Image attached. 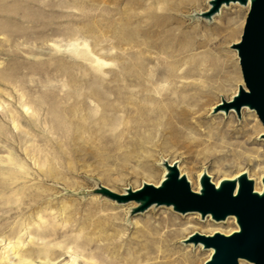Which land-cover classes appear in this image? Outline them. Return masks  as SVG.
I'll return each instance as SVG.
<instances>
[{"label": "rangeland", "instance_id": "374dc122", "mask_svg": "<svg viewBox=\"0 0 264 264\" xmlns=\"http://www.w3.org/2000/svg\"><path fill=\"white\" fill-rule=\"evenodd\" d=\"M208 5L0 0V264H204L211 252L182 241L198 228L170 239L153 224L174 214L206 234L237 229L166 205L131 214L136 201L92 191L159 183L162 159L193 189L203 168L215 183L249 172L261 188L257 113H212L245 84L232 44L250 9L196 15Z\"/></svg>", "mask_w": 264, "mask_h": 264}, {"label": "water", "instance_id": "95a60500", "mask_svg": "<svg viewBox=\"0 0 264 264\" xmlns=\"http://www.w3.org/2000/svg\"><path fill=\"white\" fill-rule=\"evenodd\" d=\"M248 1L250 10L243 35L239 42L232 44L238 53L245 84L239 85L230 100L222 98V104L214 107L212 113L234 110L240 116L241 110L247 107L257 113L264 125V0H209V9L196 15L211 20L223 5L232 2L246 5ZM249 83L253 88L247 87ZM163 164L168 172L159 186L145 183L140 189H129L128 194L122 195L99 184L92 191L119 203L136 201L138 205L132 208L131 214L145 211L152 205H166L182 213L199 212L202 217L210 214L215 220L235 216L238 231L229 235L197 233L185 242L202 243L204 248L213 249L204 264H240L242 259L264 264V176L263 190L258 192L247 173L237 180H223L219 187L204 173L200 179V192H194L176 165L170 166L167 161Z\"/></svg>", "mask_w": 264, "mask_h": 264}, {"label": "bare ground", "instance_id": "6f19581e", "mask_svg": "<svg viewBox=\"0 0 264 264\" xmlns=\"http://www.w3.org/2000/svg\"><path fill=\"white\" fill-rule=\"evenodd\" d=\"M190 1H192V2H194V3H198L200 0H190ZM232 3H234V2H232ZM224 6H227V5H223L222 7H221V9L224 7ZM244 7H246V8H248V9H250V1H248V3L246 4V5H243ZM209 7H210V5H208V7H207V9H209ZM207 9H205V10H207ZM221 9H220V11H221ZM220 11L218 12V13H216V14H219L220 13ZM238 33H239V28L237 27V26H234L233 28H232V31L230 32V37L231 38H234V39H236L237 37H238ZM235 43H237V42H235ZM238 91V90H237ZM237 91H236V93H237ZM235 93V94H236ZM234 94V95H235ZM234 95H232V97L234 96ZM231 97V98H232ZM230 98V99H231ZM229 99V100H230ZM220 104H222V99H221V101L217 104V105H220ZM217 105H215L214 107H216ZM213 107V108H214ZM213 108H212V110H213ZM245 108H247V107H245ZM250 111H252V112H254L253 110H251V109H249ZM158 111V110H157ZM157 111H156V113H157ZM232 111V110H231ZM218 112H221V113H225L223 110H219ZM218 112H216V113H218ZM261 135H264V133H261ZM162 161V164L165 162V161H167L168 163H169V165L170 166H174V165H176L177 166V168H178V170H179V172H180V169H179V165H178V162L177 161H175V162H173V163H170L167 159H162L161 160ZM163 166H164V173H163V175H162V178H161V180L159 181V183H157V181H154L153 183H149V182H147V181H144L143 183H142V186L146 183V184H153V185H155V186H159L160 185V183L162 182V180L165 178V176H166V174H167V172H168V169H167V167L163 164ZM258 168H260V169H262V170H264V165H261V166H258ZM204 173H207L208 174V170L206 169V168H203L202 169V171L198 174V177H199V183H198V188L197 189H193L192 188V184H191V180L188 178V176L186 175V174H184V173H181L180 172V174H181V176H183V175H185L186 177H187V179H188V181H189V183H190V186H191V188H192V190L194 191V192H200V190H201V184H200V179H201V177H202V175L204 174ZM243 173H249V172H246V171H242V172H240V173H237V174H235V175H233L232 177H229V178H221L219 181H218V183H215V182H213L217 187H219L220 186V183L223 181V180H226V179H228V180H237V178L241 175V174H243ZM155 174H156V172H155V170L154 169H145L144 171H143V175L147 178V179H149V180H152L154 177H155ZM209 175V174H208ZM249 175V174H248ZM210 176V175H209ZM263 176H264V173L261 175V179H260V184H261V188L259 187V186H257L256 187V179L255 178H252V177H250V176H248L250 179H253L254 180V188H255V190L256 191H258V192H262V190H263V183H262V178H263ZM210 179H211V176H210ZM212 180V179H211ZM258 181V180H257ZM237 185H238V183H237ZM141 186V187H142ZM141 187H139V188H137V189H135V190H138V189H140ZM124 189V192H123V194H128V190L129 189H131V190H133L131 187H125V188H123ZM135 190H133V191H135ZM99 194V193H98ZM122 194V195H123ZM106 198H108V197H106ZM109 199V198H108ZM110 200H114V199H111L110 198ZM114 201H116V200H114ZM117 202V201H116ZM118 203V202H117ZM137 205H135V206H133L132 208H134V207H136ZM152 206H154V205H152ZM152 206H150V207H152ZM149 207V208H150ZM166 207H168V208H171L170 206H166ZM190 213H195V212H188V214H190ZM186 215V213H183V215ZM210 215V214H209ZM229 218H235V216H228L226 219H223V220H215V221H223V222H225V220L227 221ZM229 222V221H228ZM235 222H237L236 220H235ZM217 223H219V222H217ZM238 224V223H237ZM210 225H208L207 223L206 224H197L195 221H192V220H190L189 218H186L184 221H181V220H179L178 219V217L176 216V215H174V214H169V215H167V217H165L164 219H163V221H161V223H159L158 225H156V224H153V227H152V229L155 231V232H157V233H159L160 231H161V229H163V228H167V231H166V237L167 238H170V239H174V238H179V237H181V236H183L187 231H189V230H191V229H195V228H198L201 232H193L192 234H190L189 236H187V238H185L184 240H182L183 242H185V240H187V239H189V238H191L192 236H194L195 234H197V233H200V234H205V235H214V234H216V233H222V234H225V235H229V234H231V233H233V232H235V231H238V228H239V226L237 225V229L236 230H234V231H232V232H230V233H224V232H221V231H214L213 233H210V234H206V233H202V232H206V231H208V230H210ZM214 227V226H213ZM216 227V226H215ZM222 228V227H221ZM217 229V228H216ZM225 230V229H224ZM223 231V230H222ZM188 244H192L195 248L196 247H198V246H201L204 250H208L209 252H211V254H210V256L206 259V260H208L210 257H211V255L213 254V249L212 248H204L203 247V245H202V243H199L197 246L195 245V244H193V242H190V243H188ZM185 259L186 260H189V261H195L196 260V258L193 256V255H186L185 256ZM205 260V261H206ZM242 262H246V263H248V264H253L252 262H249V261H247V260H244V259H242V260H240V264H242Z\"/></svg>", "mask_w": 264, "mask_h": 264}, {"label": "snow or ice", "instance_id": "6c2138e0", "mask_svg": "<svg viewBox=\"0 0 264 264\" xmlns=\"http://www.w3.org/2000/svg\"><path fill=\"white\" fill-rule=\"evenodd\" d=\"M247 87L248 88H253V85L249 83V84H247Z\"/></svg>", "mask_w": 264, "mask_h": 264}]
</instances>
